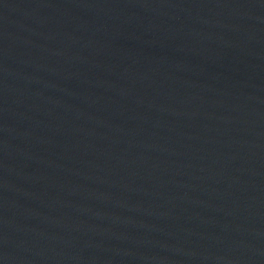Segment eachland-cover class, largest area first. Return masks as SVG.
Segmentation results:
<instances>
[{
	"label": "water",
	"instance_id": "1",
	"mask_svg": "<svg viewBox=\"0 0 264 264\" xmlns=\"http://www.w3.org/2000/svg\"><path fill=\"white\" fill-rule=\"evenodd\" d=\"M0 264H264V0H0Z\"/></svg>",
	"mask_w": 264,
	"mask_h": 264
}]
</instances>
